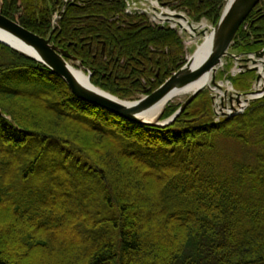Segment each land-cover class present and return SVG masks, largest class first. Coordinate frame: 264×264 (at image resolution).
<instances>
[{
  "label": "trees",
  "instance_id": "1",
  "mask_svg": "<svg viewBox=\"0 0 264 264\" xmlns=\"http://www.w3.org/2000/svg\"><path fill=\"white\" fill-rule=\"evenodd\" d=\"M160 2L214 25L226 4ZM0 11L125 100L151 94L187 61L178 30L127 14L125 0H0ZM262 48L264 0L230 51ZM233 63L217 77L249 92L257 73L230 74ZM226 139L253 157L236 158ZM0 264H264V96L219 117L203 89L172 123L139 124L0 43Z\"/></svg>",
  "mask_w": 264,
  "mask_h": 264
},
{
  "label": "water",
  "instance_id": "2",
  "mask_svg": "<svg viewBox=\"0 0 264 264\" xmlns=\"http://www.w3.org/2000/svg\"><path fill=\"white\" fill-rule=\"evenodd\" d=\"M259 2L260 0H227V4L219 21L212 28L215 32V37L213 41H211L210 50L200 58H197L194 52L188 58L187 62L159 88L151 94L137 100L122 99L96 86L91 82V73L88 74V83L82 82L74 72V62L83 66L82 62L79 61L77 57L69 53L68 50L51 42L50 37H43L25 28L18 20H13L5 16L1 11L0 43L48 66L55 74L64 79L72 93L81 100L135 123L165 126L172 123L200 91L204 88H208L211 91L214 89L210 85L198 87L184 102H182L174 114L166 120L162 119L166 107L154 119L147 118L146 113L171 96L174 91L183 88L202 75L211 73V82L221 88V85L216 82L215 76L218 69L224 65V59L226 57L236 59L240 62L241 67L245 69L257 71L256 81L259 82L261 80L262 73L259 63L263 65L264 70V48L249 54H233L230 52V47L242 23ZM177 15L181 16V14ZM249 63L252 65L250 66ZM260 93V95H257L259 91L256 90V88L248 93L236 91L235 94L230 95L229 99L233 111L226 112L223 110L227 105L222 102V115H232L239 112L233 104L234 99L240 104L242 96L252 95L251 98L253 101L264 96V90L263 92L260 91Z\"/></svg>",
  "mask_w": 264,
  "mask_h": 264
},
{
  "label": "rangeland",
  "instance_id": "3",
  "mask_svg": "<svg viewBox=\"0 0 264 264\" xmlns=\"http://www.w3.org/2000/svg\"><path fill=\"white\" fill-rule=\"evenodd\" d=\"M154 1V0H153ZM227 2V1H226ZM159 5L161 6V2L159 0ZM226 6V5H225ZM174 11V10H172ZM182 11V10H181ZM184 12V11H183ZM59 12H57L54 17H53V24L56 25L57 24V21H58V18L60 16V13L58 14ZM58 14V15H57ZM185 14H187L185 12ZM188 15V14H187ZM202 23H206L207 24V31H211V29L214 27V24H212L210 21L208 20H202L201 22H195L194 24H197V25H200ZM199 27V26H197ZM182 36L184 37V42H185V45H186V48H187V59L196 51L198 45L204 40V36H205V33L201 30V29H197L195 31H193V35H190L189 33H184L182 34ZM234 61V60H233ZM224 62L226 63V59L224 60ZM236 62V61H235ZM74 67L75 68H78V69H82L87 75L89 74L88 71H86L84 68L78 66L79 64H77V62H74L73 63ZM224 69V66L221 67L217 73H216V76H215V80L218 84L221 85V88L219 86H216L214 85L212 82H211V86L212 88H214L213 91L209 90L211 96H212V101H213V107H214V111L217 110L219 111V106H218V102L220 103L219 105H221V102H224L226 105L229 104V97L230 95L234 94L236 91H239L238 89H236L234 86H233V89H231V82H229V80L227 79V74H224L221 78L220 77H217L219 75V72L220 70ZM239 66L237 65H232L231 69L229 70V73L230 74H234L233 72H235L236 70L239 71ZM238 71L236 72V74L238 73ZM257 81L255 80L254 84H253V87L252 89H255L256 86H257ZM219 92H223L224 94L223 95H219L217 93ZM251 89V90H252ZM109 92V91H107ZM111 93V92H109ZM112 94V93H111ZM191 93H187V94H184L182 95L181 97H178L177 99L171 101L168 103L171 104V105H178V104H181L182 102H184L188 96L190 95ZM114 95V94H113ZM116 96V95H115ZM143 96V95H142ZM219 99V101H218ZM233 103L235 104L236 101L233 100ZM246 110V109H245ZM220 117V116H219ZM224 145L226 148H229L228 150L238 159H241V160H244V159H247L249 160L250 158L253 157V154L252 155H249V150L250 149L248 146L244 147L243 149H241L242 145L241 143L237 142V141H234V140H225L224 141ZM248 157V158H247Z\"/></svg>",
  "mask_w": 264,
  "mask_h": 264
},
{
  "label": "bare ground",
  "instance_id": "4",
  "mask_svg": "<svg viewBox=\"0 0 264 264\" xmlns=\"http://www.w3.org/2000/svg\"><path fill=\"white\" fill-rule=\"evenodd\" d=\"M230 1V0H228ZM181 21L183 22L182 24L184 25L183 27L186 28L187 30L191 31L194 28L196 29H201L205 32V36H204V40L198 45L196 51H195V56L197 58L203 57L209 50L211 47V41H213L214 37H215V32L213 31V29H211V31H207V24L206 23H202L200 25L194 24V25H190L188 24L186 21H184L183 19H181ZM199 26V27H197ZM261 73H262V78L260 80V82L257 84L256 86V90L259 91L260 95V91L263 92L264 90V70H263V65L260 64L259 65ZM74 72L77 75V77L84 83H88V75L82 70V69H78L74 67ZM211 80H212V74H205L202 75L198 78H196L195 80H193L191 83H189L188 85L184 86L183 88L177 89L176 91H174L172 93L171 96H169L167 99L163 100L162 102H160L159 104H157L154 108H152L149 112L146 113L147 118L149 119H154L156 118L159 113L167 106V104L175 99H177L178 97H181L184 94L187 93H193L198 87L202 86V85H206V86H211ZM216 90V89H215ZM217 91V90H216ZM218 92V91H217ZM219 94L223 95V92H219ZM252 95H244L241 98V102L240 104L235 103V106L238 109H244L246 108L251 102H252ZM248 98V99H247ZM219 101V99H218ZM219 102H218V106H219ZM230 109H228L227 111H229Z\"/></svg>",
  "mask_w": 264,
  "mask_h": 264
},
{
  "label": "built area",
  "instance_id": "5",
  "mask_svg": "<svg viewBox=\"0 0 264 264\" xmlns=\"http://www.w3.org/2000/svg\"><path fill=\"white\" fill-rule=\"evenodd\" d=\"M129 13L139 11L147 12L152 15V20L164 23L171 16V10L164 6H160L158 0H126Z\"/></svg>",
  "mask_w": 264,
  "mask_h": 264
}]
</instances>
